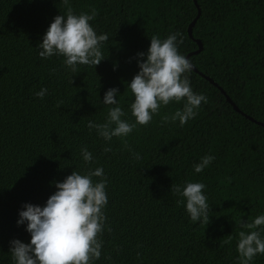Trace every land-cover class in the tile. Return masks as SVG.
Listing matches in <instances>:
<instances>
[{
	"label": "trees",
	"instance_id": "trees-1",
	"mask_svg": "<svg viewBox=\"0 0 264 264\" xmlns=\"http://www.w3.org/2000/svg\"><path fill=\"white\" fill-rule=\"evenodd\" d=\"M74 13L97 10L90 23L106 33L104 60L96 67H63V57L43 60L36 46L63 0H0V264H12L9 242H30L18 212L25 203L43 206L74 170L104 168L108 179L105 208L111 231L101 235L102 255L95 264H238V223L264 214V0H70ZM200 16L189 36V26ZM179 32L180 54L215 81L251 121L227 101L220 89L191 70L193 91L204 93L198 114L184 126L162 122L182 108L170 103L126 138L106 142L89 131V120L104 122L110 106L102 99L119 90L123 119L127 83L139 71L137 53L150 38ZM41 100L34 95L41 88ZM86 146L94 163L85 165ZM110 146L112 151L105 152ZM131 149L140 154L132 157ZM215 156L202 173L200 157ZM99 178H94L98 180ZM199 181L210 206L207 223L188 218L172 185ZM264 235V233H262ZM231 237V240L229 239ZM139 253V256L137 255ZM253 264H264L258 255Z\"/></svg>",
	"mask_w": 264,
	"mask_h": 264
},
{
	"label": "clouds",
	"instance_id": "clouds-1",
	"mask_svg": "<svg viewBox=\"0 0 264 264\" xmlns=\"http://www.w3.org/2000/svg\"><path fill=\"white\" fill-rule=\"evenodd\" d=\"M63 3L67 10L53 18L36 46L38 56L43 60L63 57V67L71 72H76L79 65L96 67L105 59L102 48L109 39L106 33L97 34L90 23L97 10L93 7L89 12L76 14L70 0H63ZM182 42L179 32H171L163 39L153 35L147 52L136 54L139 71L127 83L132 95L128 109L134 121L122 118L126 112L117 99L119 90L113 87L101 100L103 105L110 106L104 122L89 120V131L94 130L106 144L114 137L124 139L138 125H147L162 107L173 102L182 104V108L162 116L164 124L179 121L182 127L195 118L201 103H208V97L191 87L187 74L193 66L178 50ZM47 93L48 89L42 87L34 95L43 100ZM104 151L107 153L112 149L106 146ZM129 151L134 159L141 158L138 152ZM79 156L85 165L94 163V155L86 146L80 148ZM214 160L215 156L211 154L200 157L192 166L194 173H202ZM52 183L56 191L43 206L25 203L18 212L17 225L25 226L30 242L20 239L9 242L12 264H95L102 255L104 241L100 237L105 230L111 231L104 211L108 204V179L104 168L89 167L84 172L74 170L62 182ZM205 189L206 185L199 181L171 187L174 195L183 198L185 212L194 224L207 223L210 219ZM238 227V264H253L258 255H264V214L250 221L241 220Z\"/></svg>",
	"mask_w": 264,
	"mask_h": 264
},
{
	"label": "water",
	"instance_id": "water-1",
	"mask_svg": "<svg viewBox=\"0 0 264 264\" xmlns=\"http://www.w3.org/2000/svg\"><path fill=\"white\" fill-rule=\"evenodd\" d=\"M194 2H195V4H197V0H194ZM199 16H200V10H199V13H198L197 18H195V19L193 20V22L191 23V25L189 26V29H188L189 36H190L191 38H193V28H194V26H195V24H196V22H197ZM195 41H196V42L198 43V45H199V50L196 51V52H194V53L189 54V55L187 56V59H188V60H189V58H190L191 55H193V54H198V53L201 52L202 49H203V46H202L201 41H200V40H195ZM192 66H193V67H192V70H193L194 72L199 73V74H200L202 77H204L207 81H209L211 84H213L214 86H216V87H218V88L220 89V91L226 96L227 101H228V102L234 107V109H235L237 112H239L240 114H242V115L245 116L246 118L250 119L251 121L256 122L253 118H251L250 116H248V115L244 114L242 111H240V109L234 104V102L230 99V97L226 94V92H225L221 87H219L218 84H217L215 81H213L211 78L207 77V76L204 75L203 73H200V72L198 71V69H197L194 65H192ZM256 123H258V124L264 126L263 123H260V122H256Z\"/></svg>",
	"mask_w": 264,
	"mask_h": 264
}]
</instances>
